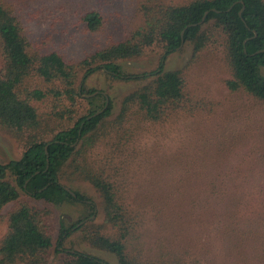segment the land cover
Listing matches in <instances>:
<instances>
[{
  "label": "rangeland",
  "instance_id": "374dc122",
  "mask_svg": "<svg viewBox=\"0 0 264 264\" xmlns=\"http://www.w3.org/2000/svg\"><path fill=\"white\" fill-rule=\"evenodd\" d=\"M143 1L1 0L17 18L34 52L57 51L68 61L83 60L138 29L143 24L139 11ZM87 11L103 19L95 33L87 31L82 20ZM161 56L156 53L119 62L125 73L120 81L100 69L86 80L81 71L76 83L78 91L104 93L112 104L106 120L109 126L90 147L87 158L110 172L129 214L138 218L130 249L140 253L144 263L264 264V103L227 88L232 70L221 41L196 57L193 46L184 44L165 60V71H180L185 77L183 112L161 124H139L140 115L132 117L139 125L136 131L132 122V129L112 127L125 97L145 84L146 77L160 72ZM3 66L0 37V72ZM84 96L81 93L72 121L54 119L48 103L38 105L44 115L46 141L87 115ZM27 138L0 128V164L20 159ZM71 173L66 169L61 184L95 206L94 216L83 229L72 227L83 215L80 204L56 207L21 192V201L48 214L44 222L53 241L48 264H60L75 253L118 264L115 255L86 242L87 233L103 227L104 203L92 185ZM16 206L8 205L3 214ZM229 212L231 219L226 217ZM62 223L70 233L61 248ZM6 231L0 226V239Z\"/></svg>",
  "mask_w": 264,
  "mask_h": 264
},
{
  "label": "trees",
  "instance_id": "16d2710c",
  "mask_svg": "<svg viewBox=\"0 0 264 264\" xmlns=\"http://www.w3.org/2000/svg\"><path fill=\"white\" fill-rule=\"evenodd\" d=\"M139 11L143 24L123 40L97 50L83 60L68 61L57 51L34 52L17 18L0 0V37L4 55L0 72V128L13 134L28 135L21 158L0 164V226L7 230L0 239V264H48L53 248L52 237L44 222L47 212L21 201V192L56 207L64 204L83 206L82 217L72 227L80 226L94 216L95 206L84 195L71 190L74 197L61 184L66 169H71L76 179L92 185L103 199V227L87 233L86 242L95 249L115 255L118 264H157L144 263L141 254L130 249V241L139 225L138 218L129 214L110 172L99 169V162H90L87 158L90 147L103 137L109 126L106 120L111 115L112 104L109 102L102 114L88 120L104 109L107 96L96 91H78L76 83L81 71L85 73L84 80L103 69L120 81L125 73L119 62L161 54L160 72L146 77L145 84L125 97L119 118L112 127L132 129L129 127L130 122L133 123L131 118L139 115V124H161L183 112L186 101L185 77L180 71L163 69L167 57L181 46L182 41L193 46L195 57L210 44L221 41L232 70V78L226 81L227 88L231 92L244 91L264 103V0H191L180 4L144 0ZM205 15L204 22L199 25ZM82 20L90 33L103 26V19L95 11L85 12ZM195 24L197 26H191ZM81 93H98L86 99L87 115L46 141L44 115L38 105L48 103L54 119L72 121ZM138 127L133 123L135 131ZM13 203L17 206L3 214V210ZM226 217L232 218L230 212ZM85 227L82 224L79 229ZM69 233L70 229L62 223L59 247H63L64 237ZM60 264L109 263L75 253Z\"/></svg>",
  "mask_w": 264,
  "mask_h": 264
},
{
  "label": "water",
  "instance_id": "95a60500",
  "mask_svg": "<svg viewBox=\"0 0 264 264\" xmlns=\"http://www.w3.org/2000/svg\"><path fill=\"white\" fill-rule=\"evenodd\" d=\"M205 18H206V15L203 17L202 22H201L199 25H201V24L204 22ZM191 26L194 27V26H197V24H195V25H191ZM191 26H190V27H191ZM182 36H183V34H182ZM183 45H184V41H182L181 46H180L176 51H179V50L183 47ZM97 94H98V93H95V94H92V95H86V96H84V97L88 99V98H92V97L96 96ZM104 95H105V94H104ZM106 99H107V102H106V106L104 107V109H103L102 111H100V112L94 114L93 116L89 117L88 120H90V119H92V118H94V117H96V116H99L100 114H102V113L107 109L108 104H109V98L107 97ZM78 143H79V140L76 142L75 145L77 146ZM36 174H38V173H36ZM65 190H66L67 192H69L71 195H73L74 197H76V195H75L71 190H69L68 188H65ZM85 222H87V221H84L82 224H84ZM82 224H81V225H82Z\"/></svg>",
  "mask_w": 264,
  "mask_h": 264
}]
</instances>
